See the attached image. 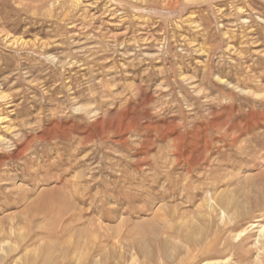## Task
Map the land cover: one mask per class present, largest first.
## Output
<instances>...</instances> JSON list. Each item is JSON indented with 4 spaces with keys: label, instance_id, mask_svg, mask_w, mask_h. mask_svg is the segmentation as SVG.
<instances>
[{
    "label": "rangeland",
    "instance_id": "1",
    "mask_svg": "<svg viewBox=\"0 0 264 264\" xmlns=\"http://www.w3.org/2000/svg\"><path fill=\"white\" fill-rule=\"evenodd\" d=\"M1 96L0 264H264V0H0Z\"/></svg>",
    "mask_w": 264,
    "mask_h": 264
},
{
    "label": "bare ground",
    "instance_id": "2",
    "mask_svg": "<svg viewBox=\"0 0 264 264\" xmlns=\"http://www.w3.org/2000/svg\"><path fill=\"white\" fill-rule=\"evenodd\" d=\"M52 2V1H51ZM39 4V3H38ZM25 5V4H24ZM26 6V5H25ZM6 37V36H5ZM11 41V40H10ZM17 42V41H16ZM13 43V42H12ZM27 44V43H26ZM0 98H2V96L0 97ZM113 118V117H112ZM2 120V119H1ZM129 125V124H128ZM127 130V129H126ZM89 139V138H88ZM89 143V142H88ZM17 153H15V156H17L16 155ZM20 154V153H19ZM23 154V153H22ZM201 160V159H200ZM194 168V167H193ZM211 198V197H210ZM216 198V197H215ZM220 198V197H219ZM224 199V198H223ZM74 200V199H73ZM217 200H218V198H217ZM217 200H215L214 201V199H212V201H214V203H215V205H210V208L212 209V210H214L218 205H219V201H217ZM230 201H232V199H230ZM227 202H229V201H227ZM34 204V203H33ZM210 204V203H209ZM228 204V203H227ZM207 205H208V203H207ZM36 207V206H35ZM209 208V209H210ZM12 219V218H11ZM64 228V227H63ZM90 228V227H89ZM91 229V228H90ZM23 231V230H22ZM89 231V230H88ZM92 231H94V230H92ZM91 231V232H92ZM263 231H264V227H263ZM93 233V232H92ZM89 235V234H88ZM73 236V235H72ZM89 237V236H88ZM95 238V237H94ZM91 240H93V239H91ZM90 240V241H91ZM89 242V241H88ZM95 242V241H94ZM87 243V242H86ZM5 246V245H4ZM90 246V245H89ZM91 247V246H90ZM93 247V246H92ZM213 247V246H212ZM10 248V247H9ZM2 251V250H1ZM8 251H10V250H8ZM75 252H76V250H75ZM209 253V252H208ZM206 254V253H205ZM1 259V258H0ZM1 261V260H0ZM99 260H97V262H98ZM53 263V262H52ZM15 264H20V262L19 261H17L16 260V263ZM31 264H32V262H31ZM99 264V263H98ZM204 264V263H203ZM217 264V263H216ZM222 264V263H221Z\"/></svg>",
    "mask_w": 264,
    "mask_h": 264
}]
</instances>
